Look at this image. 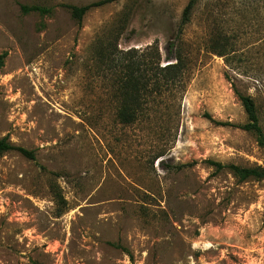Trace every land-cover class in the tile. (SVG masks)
Here are the masks:
<instances>
[{
	"label": "rangeland",
	"instance_id": "1",
	"mask_svg": "<svg viewBox=\"0 0 264 264\" xmlns=\"http://www.w3.org/2000/svg\"><path fill=\"white\" fill-rule=\"evenodd\" d=\"M94 1L0 0V138L36 156L0 152V264H264V178L205 162L263 161L235 90L264 130V0H197L179 37L189 0H115L78 24L67 5ZM178 53L175 83L123 121L125 64Z\"/></svg>",
	"mask_w": 264,
	"mask_h": 264
},
{
	"label": "trees",
	"instance_id": "2",
	"mask_svg": "<svg viewBox=\"0 0 264 264\" xmlns=\"http://www.w3.org/2000/svg\"><path fill=\"white\" fill-rule=\"evenodd\" d=\"M112 1L115 0H97L85 5L68 4L67 7L70 9L72 17L78 22V24H81L85 13L90 8L103 5ZM196 2L197 0H189L186 6L184 7L178 26V37L183 31L184 26L190 21L191 14ZM21 9L24 13H28L30 11H39L41 13H45L49 11L48 8L40 5L27 4H22ZM174 42V40L169 42L168 49H173L175 45ZM210 49L214 53L224 56L228 54V52H230L232 46L228 41L224 40V38L220 36H215L210 44ZM110 52V48H107L106 50L104 49V51L101 50V53L105 57V64L109 67L110 65L108 64V61L111 59L108 56ZM174 58V61L163 66H154L150 58L141 61L132 59L128 61L127 64H125V76L120 78V80L118 81V89L123 97L119 117L123 121L129 122L135 119L140 108L142 107L141 100L144 95H148V97H153L154 93L162 94L163 90L165 91L169 89L175 83V81L181 75V72L183 73L187 63L186 59L182 57L181 53H178L177 56H175ZM155 68L158 69V72H161L163 74L161 76L162 79L159 77V80L153 79L151 75H147V73L145 72L146 70L153 71ZM235 91L244 107L248 118V121L246 123L237 124V126L253 133L256 136L257 143L263 150V161L261 164L256 165L223 163L212 159H207L205 160V162L213 166L216 172L228 170L233 174V176L238 179V181L261 180L264 178V130L259 122L257 104L255 102V99L251 95L244 94L238 90ZM221 124L234 125L230 122H221ZM9 150H17L30 159H35L36 157L34 150L15 145L8 141L5 137L0 138V152ZM191 164L192 163H181L175 165V168L182 169L183 167Z\"/></svg>",
	"mask_w": 264,
	"mask_h": 264
}]
</instances>
